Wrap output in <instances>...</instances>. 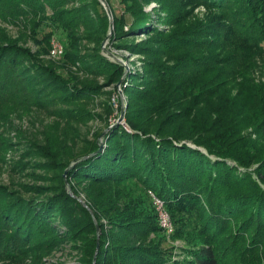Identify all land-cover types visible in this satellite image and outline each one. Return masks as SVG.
<instances>
[{
    "label": "trees",
    "instance_id": "1",
    "mask_svg": "<svg viewBox=\"0 0 264 264\" xmlns=\"http://www.w3.org/2000/svg\"><path fill=\"white\" fill-rule=\"evenodd\" d=\"M0 1L6 17L12 7L25 14L24 24L39 42L61 32L64 57L77 27L89 29L84 3V12L69 13L65 5L74 0ZM115 1L106 0L114 40L141 31L151 35L145 43L125 44L152 57L147 68L151 96H137L138 86L125 89L133 95L127 129L113 124L103 133V145L96 140L98 132L72 153L67 178L91 182L87 208L63 184L47 193L33 185L44 195L32 201L0 186V232H9L8 239L0 236V247L17 244L18 249L41 237L55 246L83 234L89 237L90 258L96 249L94 218L99 227L94 264H264V86L250 84L248 76L257 58L264 63V0H156L163 16L143 10L151 0ZM90 2L102 11L97 9L95 23L104 33L108 15L99 0ZM187 2L205 6L206 20L183 25L176 19ZM33 58L16 43L0 45V94L13 87L25 100L34 83L39 89L79 93L61 87L67 85L64 80ZM94 62L108 63L99 55ZM230 82L233 89L219 86ZM179 97L189 98L187 106L194 100V109L170 122L178 112L166 109L181 102ZM244 123L254 125V139L240 134ZM256 163L253 172L247 170ZM148 190L164 202L175 225L173 236L186 242L183 259L163 247Z\"/></svg>",
    "mask_w": 264,
    "mask_h": 264
},
{
    "label": "rangeland",
    "instance_id": "2",
    "mask_svg": "<svg viewBox=\"0 0 264 264\" xmlns=\"http://www.w3.org/2000/svg\"><path fill=\"white\" fill-rule=\"evenodd\" d=\"M90 1L74 0L65 5V9H69L68 12L73 13L74 9H81V5L84 3L87 7L83 9L88 11L81 10L89 17L87 19L89 29L85 24H80L77 27L76 36L67 46L69 55L65 57L63 51L60 55L51 53L54 41L63 47L59 38L64 36L61 32L52 34L48 41L43 38L39 42L32 37L33 35L27 29L28 26L24 24L25 14L12 7V15L6 17L1 11L6 7L2 6L0 1V45L16 43L20 47H25L31 51L33 60L36 61L34 63L48 67L52 71V75L62 78L67 84L63 86L62 82V86L58 84L59 86L65 87L73 93L77 89L79 91L76 95L51 89L49 92L45 88L39 89L38 84L34 83L28 86V92L25 91V100L19 97L13 87L0 94V186L10 195L18 192L19 196L31 197L28 201L41 200L44 194H38L39 190L30 187L36 185L41 187L42 193H47L63 184L67 192L71 196H75L77 201L87 208L86 191L92 187L91 182L85 179L67 178L72 153L79 152L98 132L101 134L96 140L99 145H103V133L105 134L113 124H120L127 129L125 114L133 97L126 92L128 88L138 86V91L135 92L137 96L140 95L145 99H149L151 96L149 87L153 82L149 79L151 76L147 74V68L148 61L152 57L140 52H132L125 46L131 42L145 43L151 35L141 31L114 40L113 18L112 30L110 31L107 25L103 33V26L95 23V19L99 16L97 9L100 13L102 11L92 5ZM114 3L116 4L115 0ZM143 6L145 12L152 14L154 10H157L163 16L161 13L163 5L159 6L156 0H151ZM189 6L191 7L189 8ZM207 10L203 5L187 2L180 9V13L185 11L184 14L176 19L181 20L183 25L187 22H203L207 18ZM153 16L155 17L154 14ZM164 27L167 28V26ZM38 37L40 38V36ZM97 55L109 64L104 66L96 64L94 60ZM165 60L168 58L166 57ZM256 63L251 74L248 75L250 84L264 86V63L260 58H257ZM55 81H57L56 78ZM219 86L223 89L229 87L233 89L232 82ZM34 88L35 90H33ZM242 90L248 94L246 86L242 87ZM170 99L168 98V100ZM178 99L182 101L170 105L166 109V113L178 112L175 114V118L168 119L170 122L176 117H184L194 109V100L190 106H187L189 98L179 97ZM253 101L257 102L256 99ZM138 103L143 107V102ZM143 110L145 109L142 108ZM121 111L122 120L119 122ZM239 111L240 109L236 108V114ZM253 127V124H241L239 126L240 134L246 138L254 139L256 134ZM229 163L235 165L233 161H229ZM250 166L247 170L253 172L258 164ZM240 169L245 170L242 167ZM149 191L148 195L153 204ZM153 206L155 208L154 204ZM166 211L173 230L167 234L159 226L164 234L163 247L171 253L174 259H183L182 248L186 242L173 236L175 225L167 209ZM93 221L96 228V249L90 258L86 256L85 247L89 237L80 234L74 236L77 238L69 237L67 240L65 238L55 246L43 243L41 237L30 243L27 241L18 249L16 248L17 244L0 247V264H94L99 247V227L94 218ZM8 233L0 232V236L3 235L8 239Z\"/></svg>",
    "mask_w": 264,
    "mask_h": 264
},
{
    "label": "built area",
    "instance_id": "3",
    "mask_svg": "<svg viewBox=\"0 0 264 264\" xmlns=\"http://www.w3.org/2000/svg\"><path fill=\"white\" fill-rule=\"evenodd\" d=\"M62 51H63L62 45L54 41L51 53L53 55H60ZM149 194L151 195L153 204L155 205L156 208L159 226L162 229H164L165 233L170 234L173 229L164 202L158 197H156L154 193H152L151 191H149Z\"/></svg>",
    "mask_w": 264,
    "mask_h": 264
},
{
    "label": "water",
    "instance_id": "4",
    "mask_svg": "<svg viewBox=\"0 0 264 264\" xmlns=\"http://www.w3.org/2000/svg\"><path fill=\"white\" fill-rule=\"evenodd\" d=\"M101 2V4L103 5L107 15H108V18H109V29L110 31L112 30L113 28V24H112V14H111V10L107 4V2L105 0H99ZM122 120V111H121V115L119 116V119L118 121L120 122Z\"/></svg>",
    "mask_w": 264,
    "mask_h": 264
}]
</instances>
